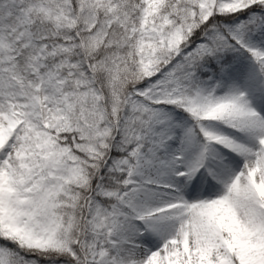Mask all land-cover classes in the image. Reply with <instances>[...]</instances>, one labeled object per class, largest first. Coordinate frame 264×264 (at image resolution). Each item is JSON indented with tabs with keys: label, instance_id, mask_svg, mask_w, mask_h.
Masks as SVG:
<instances>
[{
	"label": "snow or ice",
	"instance_id": "obj_1",
	"mask_svg": "<svg viewBox=\"0 0 264 264\" xmlns=\"http://www.w3.org/2000/svg\"><path fill=\"white\" fill-rule=\"evenodd\" d=\"M0 264H264V0H0Z\"/></svg>",
	"mask_w": 264,
	"mask_h": 264
}]
</instances>
